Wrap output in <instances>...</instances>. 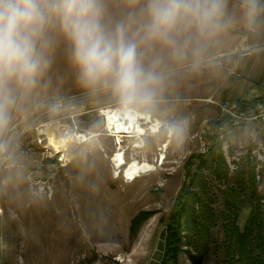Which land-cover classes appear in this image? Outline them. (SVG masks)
<instances>
[{
	"label": "rangeland",
	"instance_id": "obj_1",
	"mask_svg": "<svg viewBox=\"0 0 264 264\" xmlns=\"http://www.w3.org/2000/svg\"><path fill=\"white\" fill-rule=\"evenodd\" d=\"M177 38V54L159 41L134 39L140 66L159 77L148 85L147 100L124 102L109 79L81 86L77 95L23 116H14L10 106L2 110L0 264L158 263L169 213L187 183V172L196 168V160L192 165L188 161L208 147L209 123L221 118L218 105L229 101L223 95L224 74L239 80L243 73L233 75L239 52L210 59L199 46L192 50V45H184L191 39ZM125 105L162 125L156 135L148 130L140 138L141 148L134 147L138 138L110 137L104 125L105 112ZM42 125L49 128V138ZM80 133L92 137L81 142L76 138ZM221 141L230 174L252 171L256 193L264 197V124L228 127ZM119 147L127 163L144 161L154 171L133 182L124 179L123 168L116 172L111 162ZM209 182L219 213L226 185L212 178ZM250 210L243 198L240 228ZM143 212L150 215L131 239L130 223ZM185 249L176 264H192ZM201 264L224 263L221 255L210 254Z\"/></svg>",
	"mask_w": 264,
	"mask_h": 264
},
{
	"label": "clouds",
	"instance_id": "obj_2",
	"mask_svg": "<svg viewBox=\"0 0 264 264\" xmlns=\"http://www.w3.org/2000/svg\"><path fill=\"white\" fill-rule=\"evenodd\" d=\"M149 0L146 41H159L180 49L173 35L178 22H193L203 31L220 13V0ZM60 18L65 34L74 47V60L85 84L107 83L126 103L147 100L148 85L158 82L153 71H145L137 60V44L128 40L123 25L114 32L101 24L102 9L98 0H0V88L7 81L32 84L49 61L45 50L51 43L45 30L51 16Z\"/></svg>",
	"mask_w": 264,
	"mask_h": 264
},
{
	"label": "crops",
	"instance_id": "obj_3",
	"mask_svg": "<svg viewBox=\"0 0 264 264\" xmlns=\"http://www.w3.org/2000/svg\"><path fill=\"white\" fill-rule=\"evenodd\" d=\"M98 2L102 9L100 21L106 31L114 32L117 26L123 25L128 40L144 39L146 25L150 22L147 12L149 0ZM201 4H204V0H201ZM220 5V13L213 17L214 23L211 26L201 31L193 22L188 27L187 21L193 18L187 17L178 22L173 35L182 37L184 41L191 39L185 41L184 45H192V50H196V45L199 46L201 51L204 49L210 53V59L232 56L238 53L239 47L242 50L264 45V0H220ZM207 6L211 7V0H208ZM45 34L51 43L50 48L45 50L48 67L35 77L32 84L19 83L13 79L0 88V117L2 110L7 112L9 106L14 116H23L45 103L77 95L81 91L80 87L87 85L81 79L79 66L74 60L73 44L63 31L60 18L55 14L51 16ZM239 54L238 66L233 75L242 71L243 73L238 75L240 81L224 74L227 83L223 95L229 101L246 100L250 96L264 97V49ZM217 70L216 67L213 73L215 79ZM143 126L147 132L149 125Z\"/></svg>",
	"mask_w": 264,
	"mask_h": 264
},
{
	"label": "trees",
	"instance_id": "obj_4",
	"mask_svg": "<svg viewBox=\"0 0 264 264\" xmlns=\"http://www.w3.org/2000/svg\"><path fill=\"white\" fill-rule=\"evenodd\" d=\"M263 100L262 97L238 100L237 104L242 110ZM209 124L208 147L190 157L189 165L193 160L197 161L195 171L187 172V183L180 189L164 226L163 249L158 264H176L183 248H186L185 254L192 264H201L210 254L221 255L224 264H264V197L256 193L252 171L230 174L218 134L222 120L216 119ZM209 178L226 185L225 200L219 213L215 209L216 197ZM242 197L251 210L240 228L238 213ZM149 215V212H143L132 219L129 226L131 239L136 237ZM219 235L221 239H217Z\"/></svg>",
	"mask_w": 264,
	"mask_h": 264
},
{
	"label": "bare ground",
	"instance_id": "obj_5",
	"mask_svg": "<svg viewBox=\"0 0 264 264\" xmlns=\"http://www.w3.org/2000/svg\"><path fill=\"white\" fill-rule=\"evenodd\" d=\"M103 120L106 129L111 130L113 133L112 135L122 134L121 138L125 137V135H128L129 137L138 138L139 141L135 142L134 144L135 148L142 147L140 138L146 133V130L143 127L144 124L149 125L147 129L149 130V133L153 135L159 133L162 126L160 122L153 120L150 115L144 114L128 106H125L122 109H110L109 111L105 112ZM141 120L144 122H142ZM42 126L44 128L47 127L46 125ZM47 130V138H49L50 130L48 127ZM76 137H78L81 142H87L89 138L92 137V135L90 134L88 136L87 134L80 133ZM111 162L116 172H120V168H123L122 175L124 179L129 182H133L136 178L140 177L141 174L151 173L152 171H154V167L144 161L138 162L136 160H132V162L127 163L124 159V153L121 151L120 147L118 151L114 154V157L111 159Z\"/></svg>",
	"mask_w": 264,
	"mask_h": 264
},
{
	"label": "built area",
	"instance_id": "obj_6",
	"mask_svg": "<svg viewBox=\"0 0 264 264\" xmlns=\"http://www.w3.org/2000/svg\"><path fill=\"white\" fill-rule=\"evenodd\" d=\"M258 49H264V45L253 47V48H246L242 50L240 47L238 52L239 53L249 52V51L258 50ZM255 98H261V97H255ZM237 101L238 100L221 102L218 105L221 111V120H222V125L218 129V134H219L220 139H222L223 137V134H224L223 131L228 127H239L241 125L248 124V123H254V122L264 124V102H258L252 108L241 110L238 108ZM208 133L210 134V130L208 131ZM112 134L113 133L111 132V130H109L108 135L110 137H114V136H111ZM116 144L118 146L120 142L118 141L116 142ZM123 152H125V150Z\"/></svg>",
	"mask_w": 264,
	"mask_h": 264
}]
</instances>
